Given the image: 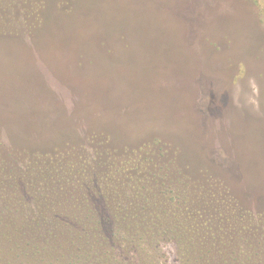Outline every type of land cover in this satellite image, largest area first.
<instances>
[{
	"label": "rangeland",
	"instance_id": "374dc122",
	"mask_svg": "<svg viewBox=\"0 0 264 264\" xmlns=\"http://www.w3.org/2000/svg\"><path fill=\"white\" fill-rule=\"evenodd\" d=\"M0 157L37 178L70 163L103 193L110 169L130 173L111 214L97 200L113 217L101 230L4 262L69 264L90 236L91 264H183V239L200 234L207 264H264V0H0ZM141 177L151 244L142 227L111 231L134 225L114 218Z\"/></svg>",
	"mask_w": 264,
	"mask_h": 264
},
{
	"label": "trees",
	"instance_id": "16d2710c",
	"mask_svg": "<svg viewBox=\"0 0 264 264\" xmlns=\"http://www.w3.org/2000/svg\"><path fill=\"white\" fill-rule=\"evenodd\" d=\"M8 160L10 162L7 161V157H0V189L4 193L6 189L8 190V192H6L7 197H0V199L5 201V198H7L12 201V197H14V203L17 207L15 208L14 203L10 205L8 201H6L7 204H5L4 208L0 209V264H11V262H4L2 259L5 256L12 258V256L7 255L10 253L13 255L16 249L21 250V253L25 254L26 258L32 257L33 255H39L41 258L55 256L64 243L67 242L68 238L65 237L68 232L75 234L78 228L84 230L89 227V231L91 229H100L99 227L103 228V224L110 222L113 217L112 215L96 214L95 207L97 205V200L101 201L106 209L109 208L111 214L112 206L109 204L114 199V196L112 197L111 195L119 189V184L126 183L127 178L130 177V173L127 175L117 174L118 170H115L116 173H113L114 170L109 168L110 170L107 172V178L113 182L109 183L110 188H113V190L103 193L101 189H97L96 184L94 185L99 177H94V181L96 182L92 181L93 185L85 182L81 179L79 173H75L77 171L75 169L77 168L74 165H70V163L61 164L60 172L55 167L47 165V173L45 175L44 173L39 174L37 178L34 176L35 172L20 173L17 169L19 164H17L15 160ZM112 166L114 167L113 164ZM40 171L44 172L43 169ZM115 182H117L118 185L113 187ZM103 183L102 181V184ZM138 183H141V185L137 186V184H134L128 186L129 189L135 193L127 192L129 203L117 206L116 211L120 215L114 218L116 222L118 219L125 220L126 218H131L134 225H126V228L125 226L116 227L115 229L112 227L111 231H116L115 234H117V236L131 238L129 234H135H133L130 229L142 227V229H144L145 240H150L151 244L153 242L150 239L152 235L151 231L159 227L157 226L159 217L155 210L156 207H153L150 202V197L144 194L143 178L138 179ZM93 189L97 191L92 192ZM2 195L5 196V194ZM118 197H121V193H119ZM136 199L140 201L137 206L134 205ZM7 214L9 218L6 216ZM51 214L53 215L51 216ZM22 215L24 216L22 217ZM193 215H195L194 212L187 210V219L192 218ZM19 217H22L20 220H23V223L18 222L17 218ZM7 218L8 220H6ZM38 219L43 220L44 225H42L41 222L34 221ZM59 220H65L64 225L66 229L57 234ZM69 221L72 222L71 225H69ZM201 225L203 224H196L197 229H194L195 232H198ZM30 227L35 229V232L41 233L39 238L37 236L30 237L26 235L25 228ZM190 228L191 227H188L186 230L188 234H192ZM48 232L56 236L52 240L44 241L43 238H48L46 237ZM90 233L91 232H89V234ZM198 236L199 237L192 235V238L188 240L183 239L184 247L188 248L185 252L187 255L184 254L183 264H207L208 259L205 239L203 237L201 238L200 234H198ZM87 237L83 238L79 236L76 237L77 241H71L75 245L78 243L79 246L77 245L78 253L75 255L76 260L69 264H91L92 252L89 248V244H93L91 240H85ZM82 241L85 242V244H82ZM4 242H6L7 247H4ZM72 243H69L70 246L68 251H73V248H75ZM198 247H200L201 250L198 251ZM215 248H218L216 244ZM11 258L8 259L11 260Z\"/></svg>",
	"mask_w": 264,
	"mask_h": 264
}]
</instances>
